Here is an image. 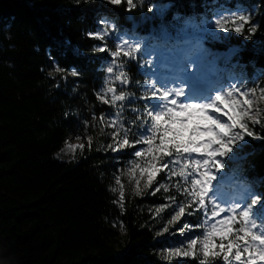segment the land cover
Segmentation results:
<instances>
[{
    "label": "trees",
    "instance_id": "obj_1",
    "mask_svg": "<svg viewBox=\"0 0 264 264\" xmlns=\"http://www.w3.org/2000/svg\"><path fill=\"white\" fill-rule=\"evenodd\" d=\"M152 5L168 9L158 14ZM222 10L255 11L264 32V0H133L131 9L94 0H0V264H163L157 252L167 243L155 235L166 213L150 210L163 202L161 194L175 203L184 196L174 183L152 197L126 188L115 203V177L123 180L134 146L113 155L101 118L119 113V135L135 145L148 126V108L139 68L123 57L119 65L129 79L116 95H132L108 104L98 99L109 53L116 51L111 40L103 42L104 51H90L100 41L89 34L106 21L119 32L172 38L182 20ZM233 40L208 47L213 52L231 43L238 47L231 58L234 72L253 87L264 76V41L256 47ZM73 70L79 75L71 76ZM252 133L257 137L241 147V158L225 157L223 170L263 204L264 112ZM77 137L89 142L72 161L58 160L55 153ZM183 221L199 230L202 216L185 207Z\"/></svg>",
    "mask_w": 264,
    "mask_h": 264
},
{
    "label": "rangeland",
    "instance_id": "obj_2",
    "mask_svg": "<svg viewBox=\"0 0 264 264\" xmlns=\"http://www.w3.org/2000/svg\"><path fill=\"white\" fill-rule=\"evenodd\" d=\"M98 2L110 3V0H94ZM152 12L162 14L167 11L168 5H152ZM245 15L250 19V24L246 25L241 32L233 30V27L228 25L227 22L236 15ZM255 11H216L210 18L203 17L200 20H182L179 23V29L172 38L166 34H162L160 37L155 36H140L128 34L124 31H117L113 24L106 21H101L100 26L95 33H103L107 30L108 35L104 38L97 39L100 41L99 48L105 49L103 42L105 40H111L115 47V51L128 52V57L114 56V53H109V61L105 69V77L103 86L99 92V95H104V92L108 87L120 89L123 86L122 81L117 80V76L122 71L119 65V57H123L125 61H133L139 68V72L143 79V92L145 94V101L148 110L146 111V117L148 118V126L143 131L138 144L130 145L134 146L133 161L126 167L123 180L120 179V185L114 182L112 187V193L115 198V203L119 205L121 203L120 191L123 188V193L126 188L131 189L133 193L140 191L139 197H152L160 190L171 188V184L176 183L178 188L177 192L184 196L183 203H175L173 200H169L167 195H160L163 202L153 210L149 209L151 213L154 211V215L166 213L165 220H160L158 230L155 238L163 240L167 245L162 247V250L157 252L163 264H170L175 262L176 264H183L187 262H193L194 264H204V257L202 249L198 244L195 248V255L183 256L182 254H176V250L188 251L187 244L193 239H203L204 234L209 231L213 224L217 223L220 219L231 215L232 211L237 214L244 210H249V226L255 225L252 231L259 236L264 237V202L261 204L260 198L256 195L248 185L239 183L234 176L227 175L223 168L225 167V157L229 159V162H234L240 157L241 147L247 142V140L255 136L252 133V129L259 121V117L264 112V76L255 80L253 87H249L245 80L237 78L234 72V64L231 63V58L238 51V47L230 45L226 52H223L226 56L222 57L221 52H213L208 45L211 43H221L224 41H230L231 39L237 40L240 46L246 43H251L256 47H260L264 41V32L259 30L258 21L255 17ZM224 20L227 30L218 26V22ZM251 25H257L255 32H250L248 29ZM210 37L209 40L204 41L203 38ZM191 39V44L186 43ZM197 40H201V47L197 48ZM233 40V41H234ZM101 52V51H100ZM220 61L227 62L229 66H222ZM111 69V71H109ZM106 77L111 80V84L106 83ZM206 81V82H205ZM205 83L209 92L208 95H202L201 102H190L186 100L188 93V86L190 83ZM211 86V87H210ZM211 89V90H210ZM236 89V99H247L250 103L247 105L248 117L244 122L246 127L244 129L236 128L226 137L224 142L228 145L229 150L223 154H217L211 158V163L207 169L208 173L213 177L208 184V191L205 195V209H200L198 205L192 201V198L186 194V190L191 188V180L198 179L200 172L203 169H197L195 162L197 160H204L202 153H179L174 150L170 156H165L161 160V164L164 165L163 170L157 174L153 181V184L147 188H143L144 180H141L138 188L136 180L128 176V169L133 164H140L146 166L148 157L138 158L136 153L147 149V145L143 143L152 135L153 117L157 114L166 112L172 107V101L176 102V106L182 105H202L211 104L215 100L217 95H222L228 91ZM186 93V95H185ZM247 93V95H245ZM117 94V92L115 93ZM112 94L109 93L105 97L112 101ZM190 97H194L191 96ZM204 97V98H203ZM195 98V97H194ZM184 99V100H183ZM101 101V100H100ZM239 111V109H238ZM208 114L217 119L221 123L228 121V116L215 112L209 109ZM116 123L113 125L112 121ZM102 125L109 131L111 144L116 143V139H124L119 135L120 123L115 116L104 117ZM206 138V137H205ZM89 142L87 139L69 138L62 148L55 153V157L62 162H70L74 159L77 151L81 150L84 145ZM156 144L159 143L157 139ZM82 145V147H80ZM218 147V146H217ZM126 147L120 150H112L110 152L113 155H120L125 153ZM219 165V167H215ZM183 172V175H179ZM173 173H176L174 175ZM139 178V173H136ZM174 181H171V179ZM169 188V189H170ZM159 189V191H157ZM174 191V189H171ZM253 200L256 203L253 205ZM262 205V206H261ZM191 207L194 211L198 210L202 216V222L200 229L193 224L185 221L179 222L184 215L172 223V218L179 211V207ZM226 209L225 213H220L219 216L213 217L211 211L215 209ZM159 209V213H157ZM148 210V211H149ZM190 214V213H189ZM240 225L236 223L233 225L234 232L238 233ZM166 229V230H165ZM159 233V234H157ZM242 235V233H238ZM250 246L253 249H259L262 246L258 242H250ZM240 252L242 255L241 261H236L234 255L230 256L231 264H247L250 259L248 254L243 250V242H241ZM228 264L223 260L222 254L218 257H210L207 264ZM258 264H264V261H258Z\"/></svg>",
    "mask_w": 264,
    "mask_h": 264
},
{
    "label": "snow or ice",
    "instance_id": "obj_3",
    "mask_svg": "<svg viewBox=\"0 0 264 264\" xmlns=\"http://www.w3.org/2000/svg\"><path fill=\"white\" fill-rule=\"evenodd\" d=\"M111 3L119 5L126 3L129 9L133 6V0H110ZM228 25L233 27V30L237 32L243 31L244 27L250 24L248 16L243 14L232 17L227 22ZM218 26L227 30L224 20L218 22ZM249 30V29H248ZM105 49H101L104 51ZM114 56L128 57L130 53L116 51ZM57 72L63 71L60 68H56ZM111 71V69H109ZM73 77H76L74 74ZM117 80L123 81V76H118ZM112 94V101L123 100L122 96L116 95V89L108 87L104 92V95H98V99L104 104H108L109 101L105 97L107 94ZM236 89H232L222 95H217L215 100L211 104L202 105H182L176 106V102L173 100L172 107L162 114H157L153 117L152 135L143 141L148 147L146 150H141L136 153L138 158L148 157L146 166L140 164H133L128 169V176L136 180V184L139 188L141 180H144L143 188L147 189L152 184L157 174L163 170L164 165L161 164V160L165 156H170L173 150L179 154L183 153H202L204 159L202 161L197 160L195 167L197 169H203L200 172L198 179L191 180V188L186 190V194L192 198V201L200 207L205 209V195L208 191V184L212 180V176L208 173L207 169L211 163V158L217 154H225L229 148L224 142V137L228 136L233 129H244L246 123L245 118L248 117L247 105L250 103L247 99H236ZM247 95V93H245ZM209 109L215 112H221L228 116L226 123H221L217 119H213L209 114ZM239 109V111H238ZM103 121V118H101ZM115 125L116 121H112ZM206 137V138H205ZM159 140L156 144L155 141ZM130 146V142L127 138L116 139L115 144L108 145L112 150H120L123 147ZM218 146V147H217ZM82 147V145H80ZM219 167V165H215ZM139 173L137 178L136 173ZM176 175V173H173ZM179 175H183L181 172ZM115 182L120 185V176L115 177ZM166 190V189H165ZM159 191V189H157ZM137 195H140L138 190ZM121 200H123V188L120 191ZM253 205L256 203L253 200ZM122 206V205H121ZM251 208V206H250ZM244 210L238 214L232 211L231 215H226L225 218L220 219L217 223L213 224L211 229L207 231L203 239H193L188 242V251L176 250V254H182L183 256L195 255V248L199 244L203 257L204 264H207L210 257H218L222 254L223 260L231 264L230 256L235 257L236 261H241L242 255L240 252L241 242H243V250L249 256L247 264H258V261H264V237L256 235L252 229L255 225L249 226V210ZM157 209V213H159ZM226 209H215L211 211L213 217L219 216L220 213H225ZM185 213V207H179V211L172 218V223L176 222ZM239 223L240 227L238 233L234 232L233 225ZM166 230V229H165ZM159 234V233H157ZM250 242H258L259 249H253L250 246Z\"/></svg>",
    "mask_w": 264,
    "mask_h": 264
},
{
    "label": "clouds",
    "instance_id": "obj_4",
    "mask_svg": "<svg viewBox=\"0 0 264 264\" xmlns=\"http://www.w3.org/2000/svg\"><path fill=\"white\" fill-rule=\"evenodd\" d=\"M71 2L72 3H75V4H80V3H88L89 2V0H71ZM257 25H251L250 26V28H249V31L250 32H255L256 31V29H257ZM90 35V37L91 38H93V39H103L104 38V36H107L108 35V32H107V30H105L103 33H93V34H89ZM210 39V37H207V36H205L204 38H203V40L204 41H206V40H209ZM186 43H188V44H191V39H189V40H187L186 41ZM201 44H202V41L201 40H197V44H196V47L197 48H199V47H201ZM101 49L102 48H98V47H96L95 45L90 49V51H92V52H97V51H101ZM11 66V65H10ZM71 76L74 74L75 76H78L79 75V73H77L75 70H73V71H70V73H69ZM47 75L48 76H53V73L52 72H48L47 73ZM119 76H123V81H122V83H127L128 82V75L126 74V73H124L123 71H121L120 73H119ZM118 77V76H117ZM116 77V78H117ZM106 83H108L109 85L111 84V80H109L107 77H106ZM76 91H77V89L74 87V88H72V93H76ZM130 95H132V93H130V92H122L119 96H122L123 97V100L124 99H127ZM83 98V97H82ZM89 111H91V108H89ZM72 115H77V113L75 112V111H73L72 112ZM117 116H118V118H119V113L117 114Z\"/></svg>",
    "mask_w": 264,
    "mask_h": 264
},
{
    "label": "bare ground",
    "instance_id": "obj_5",
    "mask_svg": "<svg viewBox=\"0 0 264 264\" xmlns=\"http://www.w3.org/2000/svg\"><path fill=\"white\" fill-rule=\"evenodd\" d=\"M206 86H207V85H206ZM207 87H208V86H207ZM210 87H211V86H210ZM190 95H191V96H194L195 98H198L199 96H201V98H199V100H201L203 94L194 92V93H192V94H190Z\"/></svg>",
    "mask_w": 264,
    "mask_h": 264
}]
</instances>
